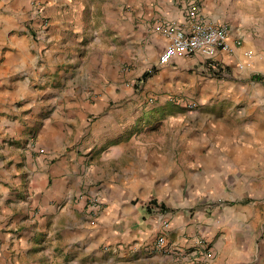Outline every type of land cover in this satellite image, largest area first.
<instances>
[{
    "label": "crops",
    "instance_id": "obj_1",
    "mask_svg": "<svg viewBox=\"0 0 264 264\" xmlns=\"http://www.w3.org/2000/svg\"><path fill=\"white\" fill-rule=\"evenodd\" d=\"M43 1L52 15L64 2ZM197 2L202 15L215 23L216 0ZM1 8L8 9L0 14V47L4 50L0 61V101L4 103L0 102V119H4L5 102L16 95L21 97L23 87L32 82L31 73L36 72L39 60L34 44L29 43L30 35L20 28L26 20L28 1L0 0ZM156 9L160 11L147 12L144 20L145 29L157 25L154 35L146 39V47L151 46L155 56L168 41L167 24L177 28L186 24L183 1ZM230 33L233 41L241 39V45L233 53L219 50L215 59L207 63L209 67L228 65L227 74L197 73L192 64L202 60L201 56L184 55L147 78L145 87L151 81L157 82L161 94L158 109L148 117L126 116L124 102L110 104L98 99L86 104L96 113L84 128L95 139V151L102 150L114 135L130 132L134 126L151 120L155 128L146 134L160 140L152 143L143 139L136 146L112 144L92 162L88 174L93 173L96 180L106 174L113 178L96 187L101 188L100 199L106 208L94 216L84 215L81 211L86 196L81 195L80 204L67 203L59 212L51 209V202L68 199L74 186L81 185L85 178L78 173L76 156L63 155L48 169L57 174L51 182L49 178L47 182L38 178L33 167L27 168L29 174L25 175L30 183L21 184V175L0 176V225L6 224L1 220L9 214L19 222L38 205L45 207L39 225H45L48 219L55 223L64 220L66 225H76L77 232H93L86 241L97 247L111 245L108 250L113 256L109 262L115 264H264V226L258 223L264 213V200H241L264 191V80L257 78L264 76V0H239V14L230 24ZM56 54L50 53L51 57ZM199 65L201 69L205 67ZM19 75L23 78L18 80ZM175 90L187 96L183 104L188 103V108L169 99V92ZM83 109H74L73 116ZM125 117L129 122L120 124L118 119ZM132 147L139 156L132 157L133 161L124 164L121 171L113 172L112 163L123 159ZM181 183L187 187H181ZM27 184L28 189L31 185L30 197L24 195ZM150 198H157L167 207L164 215L168 225L163 227L167 247L162 250L148 248L157 228L155 216L159 217L150 213L143 219L141 202ZM205 198L227 205L211 213L202 203ZM92 208L96 209L90 205ZM201 242L212 254L199 263ZM16 245L20 246L18 242Z\"/></svg>",
    "mask_w": 264,
    "mask_h": 264
},
{
    "label": "rangeland",
    "instance_id": "obj_2",
    "mask_svg": "<svg viewBox=\"0 0 264 264\" xmlns=\"http://www.w3.org/2000/svg\"><path fill=\"white\" fill-rule=\"evenodd\" d=\"M27 1L26 20L20 28L30 35L29 43L34 44V53L39 61L36 72L31 73L32 82L23 87L21 97L16 95L15 99L5 102L7 110L4 119H0V176L12 175L15 178L21 175V184L30 183L31 179L25 178V175L29 174L27 168L33 167L38 178H45V182L49 178L51 182L57 174L48 170L50 166L63 155L76 156L78 173L85 176L84 181L74 186L73 195L68 199L51 202V209H58L59 212L67 203L80 204L81 195H85L81 212L93 215L106 208L100 199L101 188L96 187L113 179L106 174L96 180L93 173L88 174L98 155L112 144L124 142L136 146L143 139L152 143H159L160 140H153L146 134V131L155 128L151 120L150 123L145 122L146 125L134 126L130 132L114 135L103 144L102 150L95 151L92 147L95 139L84 128L86 122L95 119L96 113L86 104H93L98 99H105L110 104L124 102L126 116L140 114L148 117L156 112L161 99L158 83L151 81L149 87L145 86L147 78L157 72L149 70L158 55L155 56L151 46L146 47V39L150 34L154 35L157 25L145 29V14L151 10L160 11L156 6L165 9L170 4L177 5L185 0H64L62 8H58L53 15L47 2ZM216 4V22L227 25L230 30V24L239 14V0H216ZM7 12L8 9H0V14ZM53 52L57 54L51 57ZM3 58L4 50L0 47V61ZM200 59L192 64V70L197 73L210 72L222 76L229 71L226 64L209 67L207 60ZM199 64L205 67L201 69ZM22 78L17 76L18 80ZM257 78L264 80V76ZM169 93L170 100L188 108V103L183 104L184 98H187L183 92ZM82 106L85 109L73 116V110ZM81 113L83 116L79 115ZM118 122L126 124L129 119L125 117ZM134 147L125 152L123 159L112 163L113 172L121 171L124 164L133 161L132 157L139 156ZM39 156L41 159L38 161ZM6 180L9 181L8 178ZM5 185L8 186V182ZM180 185L187 187L184 183ZM25 186L24 195L30 197L31 185L29 189L28 184ZM34 192L32 190L31 193ZM262 194L264 191L241 200L243 203L258 202L264 200ZM137 198L133 201L136 202ZM151 199L142 201L141 208L145 212L143 219L150 213H157L160 217L155 216L156 232L151 236L152 242L148 243V248L156 251L161 249L156 248V239L162 234L166 238L162 222L167 207L162 203L165 209L152 211L148 207ZM202 203L211 213L217 207L227 205L222 201L218 204L210 198L203 199ZM90 205L96 209H90ZM43 207L37 205L31 208L30 213L19 222L11 214L1 220L6 224L0 225V264H115L109 262L113 256L108 250L111 245L105 243L97 247L86 241L93 232H77L76 225H66L64 220L55 223L53 219H48L45 225H39L38 221L44 215ZM30 223L35 224L30 228ZM258 223L264 226V213ZM17 242L20 246L16 245ZM200 244L199 263L212 254L206 244Z\"/></svg>",
    "mask_w": 264,
    "mask_h": 264
},
{
    "label": "built area",
    "instance_id": "obj_3",
    "mask_svg": "<svg viewBox=\"0 0 264 264\" xmlns=\"http://www.w3.org/2000/svg\"><path fill=\"white\" fill-rule=\"evenodd\" d=\"M184 14L185 27L177 28L174 24L168 23L165 33L168 41L158 57L154 60L151 72H155L164 65L173 61L179 56H201L206 63L215 59L219 50L233 53L242 43L241 39L233 41L227 25L209 21L199 10L197 0H185ZM30 148H33L30 144ZM148 207L152 211H162L163 204L157 198H152ZM163 219V218H162ZM165 219L162 226H167ZM163 233V232H162ZM166 245V238L162 234L155 242L158 249Z\"/></svg>",
    "mask_w": 264,
    "mask_h": 264
},
{
    "label": "trees",
    "instance_id": "obj_4",
    "mask_svg": "<svg viewBox=\"0 0 264 264\" xmlns=\"http://www.w3.org/2000/svg\"><path fill=\"white\" fill-rule=\"evenodd\" d=\"M146 77V76H145ZM166 207L163 205V209H165Z\"/></svg>",
    "mask_w": 264,
    "mask_h": 264
}]
</instances>
